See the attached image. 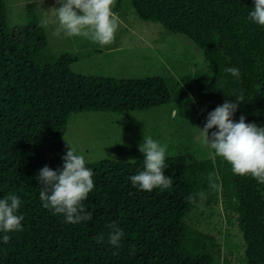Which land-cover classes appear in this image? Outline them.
<instances>
[{
    "label": "trees",
    "instance_id": "obj_1",
    "mask_svg": "<svg viewBox=\"0 0 264 264\" xmlns=\"http://www.w3.org/2000/svg\"><path fill=\"white\" fill-rule=\"evenodd\" d=\"M130 1L142 21L186 37L206 68L180 81L118 80L77 74L71 66L78 59L66 54L41 63L38 56L49 45L43 25L32 13L29 24L10 27L0 0V199L17 195L24 216L23 230L8 233L7 244L0 233V264H232L217 237L187 220L200 206L220 204L236 216L244 242L240 264H264V184L235 174L221 157L190 162L183 155L166 156L165 175L173 185L151 192L129 179L143 170L144 159L86 163L95 187L84 204L93 220L69 224L43 207L39 170L63 167L75 114L123 115L195 99L235 103L233 93L243 92L234 119L244 116L264 127V26L249 19L254 0ZM122 3L116 0L114 12ZM227 67H237L240 77L225 74ZM114 223L125 233L119 248L107 238Z\"/></svg>",
    "mask_w": 264,
    "mask_h": 264
},
{
    "label": "rangeland",
    "instance_id": "obj_2",
    "mask_svg": "<svg viewBox=\"0 0 264 264\" xmlns=\"http://www.w3.org/2000/svg\"><path fill=\"white\" fill-rule=\"evenodd\" d=\"M5 2L10 27L29 24L32 13L43 25L49 45L38 56L39 62L52 64L66 54L78 59L71 66L77 74L118 80L159 76L180 81L181 75L207 66L198 50L189 46L186 37L172 34L158 22L142 21L130 0H123L115 12L119 16L115 39L104 46L93 42L90 37H68L62 30L58 31L57 0ZM224 102L223 99H195L123 115L104 112L75 114L70 118L66 141L77 154L85 155L86 163L106 159L141 161L145 159L139 151L144 134L167 145L166 156L183 155L190 162L215 159L218 156L205 143L198 128L202 129L208 113ZM173 112L177 114L173 115ZM217 130L212 129L209 135ZM187 220L197 229L217 237L223 256L232 264H240L244 242L236 216L225 212L220 204L213 209L200 206Z\"/></svg>",
    "mask_w": 264,
    "mask_h": 264
},
{
    "label": "clouds",
    "instance_id": "obj_3",
    "mask_svg": "<svg viewBox=\"0 0 264 264\" xmlns=\"http://www.w3.org/2000/svg\"><path fill=\"white\" fill-rule=\"evenodd\" d=\"M57 3L59 6L55 7V11L58 31L62 30L66 36L90 37L101 46L109 45L115 39L119 24V16L113 11L115 0H57ZM249 19L259 26H264V0H254ZM224 73L233 78H239L241 75L237 67H227ZM220 83L218 81L217 86ZM233 95L235 103L225 101L217 106L208 113L204 127L197 128L215 154L232 165L235 174L251 175L264 184V127L246 122L244 116H241L239 121L234 119L244 101V94L241 92L236 96L234 92ZM176 114L173 112V115ZM212 129L218 130L209 135ZM66 144L69 147L66 155L62 157V168L53 170L44 166L39 170L37 179L42 185L39 197L44 208L50 209L54 214H62L66 223L92 221L93 212L85 207L84 201L95 187L94 172L86 167L85 155L77 154L75 149L67 142ZM139 151L145 156L143 170L129 177L132 186L148 192L157 188H171L173 179L165 175L167 145L144 134ZM135 161L130 159L128 162ZM210 186L215 187L214 184ZM191 199L192 197H189V200ZM20 206L21 199L15 194L0 199V233H4L2 240L5 244L11 239L8 233L23 230L24 216L19 214ZM108 227L111 230L107 237L108 242L119 248L125 235L123 229L115 223ZM97 239L103 241L104 234H100Z\"/></svg>",
    "mask_w": 264,
    "mask_h": 264
}]
</instances>
